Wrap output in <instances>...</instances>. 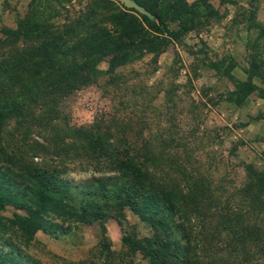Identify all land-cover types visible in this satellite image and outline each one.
Listing matches in <instances>:
<instances>
[{
    "label": "trees",
    "instance_id": "1",
    "mask_svg": "<svg viewBox=\"0 0 264 264\" xmlns=\"http://www.w3.org/2000/svg\"><path fill=\"white\" fill-rule=\"evenodd\" d=\"M137 1L149 13L115 0H88L56 23L38 9L39 0H30L15 27H2L0 264H38L21 247L38 230L58 236L77 223L99 222L104 231L109 217L120 225L122 243L152 264L235 263L236 241L244 243L248 231L242 211L236 205L221 209L196 169L156 150L150 138L134 134L130 122L115 114L86 125L64 121L60 103L97 81V63L106 55L107 81L115 82L118 66L162 50L166 36L176 40L195 26L199 8L210 6L209 0ZM251 64L260 66L257 60ZM241 85L243 95L254 88L246 80ZM73 171L89 174L73 180L68 178ZM263 185L258 177L249 189L257 193ZM7 206L14 207L12 215L1 212ZM126 208L151 234L138 236L130 229ZM248 234L263 251L264 234L255 227Z\"/></svg>",
    "mask_w": 264,
    "mask_h": 264
},
{
    "label": "rangeland",
    "instance_id": "2",
    "mask_svg": "<svg viewBox=\"0 0 264 264\" xmlns=\"http://www.w3.org/2000/svg\"><path fill=\"white\" fill-rule=\"evenodd\" d=\"M87 1L39 0L37 7L57 23ZM29 2L0 0V36L2 27L16 26ZM209 2L199 8L193 28L176 40L166 36L162 50L118 66L115 82L107 81L106 55L97 63V81L75 89L60 108L71 125H86L102 115L122 117L134 134L141 131L150 138L156 150L196 169L212 186L220 208L236 205L242 211V227L248 231L244 243L236 241L240 249L233 251L232 264H264L260 242L248 234L251 227L264 234V185L255 188L257 193L249 189L258 177L264 184V0ZM252 60L260 66L252 67ZM243 80L254 85L247 95L245 86H239ZM45 158L52 160L51 153ZM88 174L73 171L68 178ZM13 211L7 206L1 212ZM125 213L138 236L151 234L138 215L127 208ZM104 231L99 222L77 223L58 236L38 230L21 247L38 264H152L149 256L122 243L115 218L105 220Z\"/></svg>",
    "mask_w": 264,
    "mask_h": 264
},
{
    "label": "water",
    "instance_id": "3",
    "mask_svg": "<svg viewBox=\"0 0 264 264\" xmlns=\"http://www.w3.org/2000/svg\"><path fill=\"white\" fill-rule=\"evenodd\" d=\"M120 1H122L123 4L127 7H134L140 12L149 13L147 9L142 4H140L137 0H120Z\"/></svg>",
    "mask_w": 264,
    "mask_h": 264
},
{
    "label": "crops",
    "instance_id": "4",
    "mask_svg": "<svg viewBox=\"0 0 264 264\" xmlns=\"http://www.w3.org/2000/svg\"><path fill=\"white\" fill-rule=\"evenodd\" d=\"M189 1H192V0H189Z\"/></svg>",
    "mask_w": 264,
    "mask_h": 264
}]
</instances>
